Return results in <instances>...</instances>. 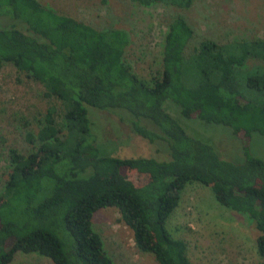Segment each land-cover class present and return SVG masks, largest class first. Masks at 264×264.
<instances>
[{"label": "trees", "instance_id": "trees-1", "mask_svg": "<svg viewBox=\"0 0 264 264\" xmlns=\"http://www.w3.org/2000/svg\"><path fill=\"white\" fill-rule=\"evenodd\" d=\"M130 1L189 9L194 0ZM3 18L9 25L0 27V69L12 65L61 107L48 106L37 129L25 133L27 152L9 148L0 264L19 251L53 264H116L93 226L95 212L106 207L117 209L137 248L158 264H191L166 221L192 182L254 225L264 264V159L249 149L253 133L264 136V38H205L188 49L194 29L177 13L164 32L159 65L146 78L125 60V29L96 28L38 0H0ZM166 104L185 118L230 128L243 141V159L222 158L191 136ZM87 106L117 115L164 157L101 155L89 138Z\"/></svg>", "mask_w": 264, "mask_h": 264}, {"label": "rangeland", "instance_id": "rangeland-1", "mask_svg": "<svg viewBox=\"0 0 264 264\" xmlns=\"http://www.w3.org/2000/svg\"><path fill=\"white\" fill-rule=\"evenodd\" d=\"M38 1L96 28L125 29L130 37L125 60L137 74L146 78L159 65L164 32L177 13L183 14L194 29L188 49L205 38L217 42L264 38V0H194L189 9L161 4L145 7L130 0ZM8 25L7 19L0 20V27ZM50 105L60 112V101L43 97L41 85L10 64L0 69V190L7 178L9 148L28 151L30 145L25 133L37 129L38 120ZM166 109L187 133L211 143L222 158L243 159V141L235 137L230 128L185 118L170 104H166ZM87 114L89 138L94 140L101 155L164 157L110 111L87 106ZM249 149L253 155L264 159V136L253 133ZM93 216L94 229L116 264H158L152 254L137 248L132 230L119 220L117 209L101 208ZM166 228L185 242L191 264H261L263 261L256 251L255 240L259 233L254 225L245 216L221 205L212 190L199 182L186 185L179 205L166 221ZM30 262L53 264L51 259L38 253L20 251L9 264Z\"/></svg>", "mask_w": 264, "mask_h": 264}]
</instances>
